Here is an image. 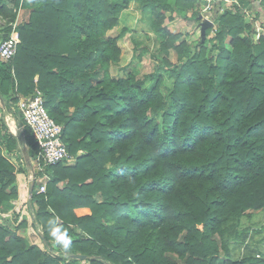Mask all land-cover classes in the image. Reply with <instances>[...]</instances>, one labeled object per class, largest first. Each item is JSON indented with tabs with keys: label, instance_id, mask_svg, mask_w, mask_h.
<instances>
[{
	"label": "trees",
	"instance_id": "obj_1",
	"mask_svg": "<svg viewBox=\"0 0 264 264\" xmlns=\"http://www.w3.org/2000/svg\"><path fill=\"white\" fill-rule=\"evenodd\" d=\"M198 1L0 0V43L29 12L16 56L0 61V96L17 109L40 91L72 157L47 168L46 193L30 200L45 249L20 236L26 220L0 223V264H78L75 254L91 256L80 264H264L233 260L224 244L230 219L264 208V35L254 41L248 0H239L218 5L205 38L189 43L166 20H197ZM133 5L157 35L166 74L110 73L130 27L108 32ZM23 125L34 159L38 144ZM19 145L11 133L0 138L2 214L18 216L22 169L8 155Z\"/></svg>",
	"mask_w": 264,
	"mask_h": 264
},
{
	"label": "rangeland",
	"instance_id": "obj_2",
	"mask_svg": "<svg viewBox=\"0 0 264 264\" xmlns=\"http://www.w3.org/2000/svg\"><path fill=\"white\" fill-rule=\"evenodd\" d=\"M207 6V4L202 3L200 0L198 1L197 12L204 16L203 20L212 19L218 7L215 5L214 10L209 12ZM129 12V17L124 19V23H122L118 29L108 32L109 36L115 37L123 27V24L130 27L118 41L121 48V59L118 64L111 66V75L121 78L126 77L129 73H135L139 78H145L158 71L166 74V71L161 67L163 55L158 50L157 35L147 26L145 20L141 18V13L136 6L133 5ZM187 15L188 18H183L177 13L173 20H166V25H169L175 31H181L182 35L189 43H195L201 37L200 23H198V19L196 20L193 17L190 18L192 15L191 12L187 13ZM28 18V10L22 9L19 11L16 23L25 22ZM209 37H211V35ZM210 46L211 44L209 47ZM170 60L173 63H178L181 58L175 52H172ZM169 83L170 81L167 84L168 86ZM149 84L150 81H147L146 86H149ZM160 118L161 114L159 116V119ZM2 119L5 120L8 131L5 130V128L2 129ZM13 119L16 121V126L18 127L17 132H13L9 129V124ZM23 124V118L18 113L16 105L11 103L9 107H3L0 104V136L4 139L8 134L14 133L13 135L18 137L20 144L17 152H20L23 157H26L29 154L30 147L27 144ZM22 156L19 157L21 164L24 163ZM13 157H16L14 152L11 158L15 162ZM14 212L18 214V210H14ZM0 223L12 229H16L18 225L16 220H13L11 223L8 219H3ZM225 226H227L229 230L225 234L224 244H226L227 250L230 251V257L233 260L247 257L264 259V208L259 210H248L240 217L230 219ZM20 230L21 229H19V231ZM25 230H27L26 233L21 232V234L27 237L25 239L28 245H32L36 241L38 245L40 244V247L45 249V246L41 242V237L39 236L40 232L38 231L39 228L37 224L33 225L32 231L29 230L28 227H25ZM60 247L61 244L56 242L52 245L53 249L50 250V252L59 254ZM80 262H78V264H80Z\"/></svg>",
	"mask_w": 264,
	"mask_h": 264
},
{
	"label": "built area",
	"instance_id": "obj_3",
	"mask_svg": "<svg viewBox=\"0 0 264 264\" xmlns=\"http://www.w3.org/2000/svg\"><path fill=\"white\" fill-rule=\"evenodd\" d=\"M200 1L208 5L209 12H212L217 4V0ZM17 26L18 24L14 23L9 37L0 43V61L2 62H11L17 54L21 43ZM17 111L22 116L25 125L33 133L38 144V152L33 159L34 172L30 179L31 183H34L35 193L43 194L46 193L47 185L51 180L47 168L72 159L62 138L63 127L50 116L40 91H36L31 96L20 98L17 103ZM24 215H27L26 217L30 221L34 220L35 214L32 207H29L28 202H24L21 210L18 211V216L0 213V222L3 219H8L11 223L16 220L19 224L24 221Z\"/></svg>",
	"mask_w": 264,
	"mask_h": 264
},
{
	"label": "crops",
	"instance_id": "obj_4",
	"mask_svg": "<svg viewBox=\"0 0 264 264\" xmlns=\"http://www.w3.org/2000/svg\"><path fill=\"white\" fill-rule=\"evenodd\" d=\"M239 0H217V6L218 5H221V12H223L224 10H227V9H232V8H235L234 6L235 5H239ZM247 9H246V20L248 23H250L252 25V29L253 31L255 32L253 38H254V41L255 42H258L259 38L261 35H264V0H248V4H247ZM142 18V16H141ZM143 19V18H142ZM167 21H169L167 19ZM145 23L147 24V26L150 27L148 21L145 19ZM170 30L177 34V33H181V31H175L172 29V27H170L169 25H167ZM184 38V36H183ZM0 104L5 107L4 105V101L0 99ZM14 120V119H13ZM16 122V121H15ZM18 128V127H17ZM9 129L10 126H9ZM11 131V130H10ZM14 134V133H13ZM16 135V134H15ZM1 138V136H0ZM14 153L16 154V157H13L15 159V162L14 160L11 158V155L13 153H11L10 155H8L10 157V159L15 163L17 164L18 166H20V168L22 169L20 171V173H18L17 175V180H16V183H15V186L19 192V198L17 200H15L13 202V208L11 209V211L13 212L14 210H21L24 202H28L29 203V207H31V194L29 193L30 191V185H31V175L32 173L34 172V165H33V158H30V162L27 160V156L26 157H23L21 155L20 152H16L14 151ZM22 156V159L24 160V163H20L19 161V157ZM28 156L30 157V155L28 154ZM55 173L56 175V171L53 172V174ZM51 178H52V175H51ZM76 212L78 214H85V213H88L89 210L88 209H78L76 210ZM27 215H24V220H26L27 222V225L26 227L29 228V230L32 231L33 229V225L31 223V221L26 217ZM38 228H39V232H40V237L42 236V228L40 225H37ZM28 230V229H27ZM25 227L22 228L19 232L20 236L24 237V238H27L26 236H23L21 234V232H25ZM42 240V238H41ZM42 244L44 245L43 241H41ZM37 242L35 241L33 244H36ZM38 245V243L36 244ZM40 246V244H39Z\"/></svg>",
	"mask_w": 264,
	"mask_h": 264
},
{
	"label": "water",
	"instance_id": "obj_5",
	"mask_svg": "<svg viewBox=\"0 0 264 264\" xmlns=\"http://www.w3.org/2000/svg\"><path fill=\"white\" fill-rule=\"evenodd\" d=\"M203 18H204V16L201 14L198 17V20L201 21V23H200V26H201V36L203 38H205V36H206V29L208 27L213 26L214 23H213V21L208 20V19H204L203 20ZM0 99L2 100L1 96H0ZM27 160L30 162V157L28 155H27ZM33 191H34V183L32 182L31 185H30V191H29V193L31 194V196L33 195ZM41 238H42V240L45 241V238H44L43 235L41 236ZM72 258L75 259V260H79V261H89L91 259V256H89V255H83V254H75V255L72 256Z\"/></svg>",
	"mask_w": 264,
	"mask_h": 264
},
{
	"label": "bare ground",
	"instance_id": "obj_6",
	"mask_svg": "<svg viewBox=\"0 0 264 264\" xmlns=\"http://www.w3.org/2000/svg\"><path fill=\"white\" fill-rule=\"evenodd\" d=\"M10 120V119H9ZM10 128L13 132H17V126H16V122L14 120H11L10 122Z\"/></svg>",
	"mask_w": 264,
	"mask_h": 264
}]
</instances>
